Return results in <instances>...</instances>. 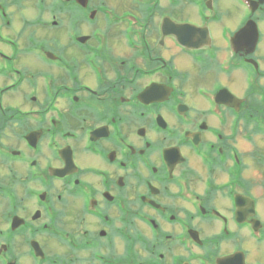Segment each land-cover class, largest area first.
Listing matches in <instances>:
<instances>
[{
	"label": "flooded vegetation",
	"instance_id": "flooded-vegetation-1",
	"mask_svg": "<svg viewBox=\"0 0 264 264\" xmlns=\"http://www.w3.org/2000/svg\"><path fill=\"white\" fill-rule=\"evenodd\" d=\"M0 264H264V0H0Z\"/></svg>",
	"mask_w": 264,
	"mask_h": 264
},
{
	"label": "rangeland",
	"instance_id": "rangeland-1",
	"mask_svg": "<svg viewBox=\"0 0 264 264\" xmlns=\"http://www.w3.org/2000/svg\"><path fill=\"white\" fill-rule=\"evenodd\" d=\"M29 15H30L31 18L34 17V16L31 15V14H29ZM38 35H40L39 32H38ZM48 36H50V35H48ZM46 37H47V35H46ZM192 91H193V90H192ZM190 92H191V90H190ZM10 98H11V97H9V100H10ZM12 100H15V96H14V98H12ZM11 105H13V106H21V105H23V104H21V103H18V104H17V103L14 102V103H11ZM8 137H9V136H8ZM6 141H8V138H6Z\"/></svg>",
	"mask_w": 264,
	"mask_h": 264
}]
</instances>
